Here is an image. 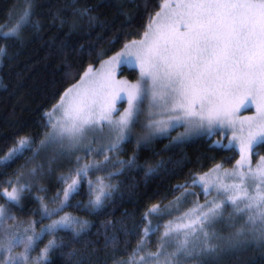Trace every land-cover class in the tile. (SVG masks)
<instances>
[{
	"label": "snow or ice",
	"instance_id": "1",
	"mask_svg": "<svg viewBox=\"0 0 264 264\" xmlns=\"http://www.w3.org/2000/svg\"><path fill=\"white\" fill-rule=\"evenodd\" d=\"M33 2L24 0L14 23L0 28V38L19 40L25 27L39 31V24H32ZM158 7L159 11L148 16L139 40L125 43L116 55L102 60L99 69L90 65L45 113L50 131L40 146L54 153L47 161L49 170L55 159L84 147L90 136H97L104 129L112 142L107 151L100 152L103 163L81 166L77 156V166L68 176L61 177L62 191L51 201L57 207L49 209L42 196L36 197L42 218L51 219L40 233L35 231L34 222L23 234L9 227L16 217L0 206V264H50L49 253L61 249L63 244L52 239L39 256L33 257L44 234L56 236L64 231L79 242L88 222L61 213L79 192L82 182L89 186L88 210L98 211L112 198L116 187L110 180L117 173L97 175L93 181L88 179L89 172L106 170L110 163L107 152H115L121 143L131 139L141 116L146 117L142 126L145 143L178 127L185 131L176 138L177 143L192 135L211 140L229 129L228 144L216 141L213 147L238 148L240 159L232 171L217 165L194 177L190 185L178 186V191L185 192L188 187L199 185L205 204L196 203L167 223L145 228L146 239L163 227L157 250L140 255L146 250L142 239L128 264H137V257L138 264H190V258L237 250L246 240L264 246V157H259L254 168L250 161L252 154L258 155L254 149L264 145V0H162ZM74 15L88 16L90 23L95 19L88 9L75 8ZM3 55L0 48V56ZM122 64L138 67L136 83L116 79L117 67ZM117 101H124L127 107L118 109ZM253 105L256 115L239 117L241 109ZM17 145L0 157V167L14 163L25 149L31 148L32 142L25 137ZM39 151L33 153V163L39 159ZM87 151L91 154L94 149L89 147ZM134 160L135 157L119 161L118 167L135 166ZM153 171L150 167L146 174ZM44 172L45 165L28 170L31 181L37 183ZM23 175L24 169H19L16 180L7 181L11 191H0V198L12 206H18L22 194L31 189V184L21 179ZM213 194L216 198L207 200ZM179 201L177 198L173 208L178 210ZM149 213L160 215V205H153ZM226 214L244 220L243 226L227 238L219 236L213 227ZM55 216L59 219H52ZM107 243L114 244L115 238ZM17 247H22L23 252L14 255ZM68 256L74 258L75 254L69 252Z\"/></svg>",
	"mask_w": 264,
	"mask_h": 264
},
{
	"label": "trees",
	"instance_id": "2",
	"mask_svg": "<svg viewBox=\"0 0 264 264\" xmlns=\"http://www.w3.org/2000/svg\"><path fill=\"white\" fill-rule=\"evenodd\" d=\"M161 2L34 0L32 24H39V31L25 27L19 40L0 38V48L4 50V55L0 56V157L18 146L20 138L26 137L32 142L31 148L25 149L14 163L0 167V191L11 189L7 181L16 180L17 171L33 157L50 131L45 113L58 103L66 89L79 81L90 65L98 67L102 60L120 52L125 43L139 40L148 16L160 10ZM23 7L24 0H0V28L14 23ZM75 8L88 9L95 19L90 23L88 16L74 15ZM121 74L138 78L135 69L125 68ZM216 141L227 145L229 138L218 134L210 140L200 135L177 143L173 135H166L142 145L125 142L119 153L122 158L100 173V176L117 173L110 180L116 191L103 208L98 211L86 208L89 186L82 182L79 192L69 199L61 213L88 222L89 227L79 242L64 231L56 236L44 234L34 254H40L50 240L56 239L63 247L49 253L50 264H80L81 261L83 264H121L128 261L140 240L145 238L146 214L153 205L164 207L184 193L177 190L178 186L190 185L194 177L217 165L223 168L236 165L240 159L238 148L213 147ZM254 153L258 155L252 154L253 160L264 157V145L255 148ZM133 157L135 166L118 167L119 161L126 162ZM150 167L155 171L146 174ZM55 184L57 193L61 192V180ZM57 193L54 191L53 197L42 196L49 209L57 207L51 202ZM41 195L31 188L23 193L18 206L10 205L4 198H0V203L23 222L51 223V219L42 218L36 200ZM155 236L157 232L148 238L150 250L157 247ZM113 237L115 243L108 244ZM69 252L75 254L74 258L68 256ZM190 264H264V246L246 240L237 250L199 257Z\"/></svg>",
	"mask_w": 264,
	"mask_h": 264
},
{
	"label": "rangeland",
	"instance_id": "3",
	"mask_svg": "<svg viewBox=\"0 0 264 264\" xmlns=\"http://www.w3.org/2000/svg\"><path fill=\"white\" fill-rule=\"evenodd\" d=\"M170 2H179V0H170ZM15 20H16V18H15ZM6 27L7 26H4L3 28H6ZM99 67H100V65L98 67H93V69L96 70V69H99ZM125 68L129 69V70L135 69L139 75L138 67L133 68L129 64H122V65L117 67L116 79L127 80L130 83H136L138 78L137 79H131L129 74H126V75L121 74L122 70ZM116 107L118 109L122 110V109L127 107V104L124 101H117ZM238 115L241 118H243L245 116L256 115L255 105H253L250 108L241 109ZM145 122H146V117L141 116L140 125L135 127L131 139L126 140L123 143H121L119 145L118 150H116L115 152H107V155H108L109 161H110V163L107 165V167L111 166L114 162H116L117 160L122 158V154L120 156L119 153H121L120 151L122 150V147H123L125 142L134 141L137 145L146 144L144 142V139H143L145 133H144V130L142 127ZM184 131H185L184 127H178L175 130H169L167 134L160 135V136L173 135L174 140L176 141V138L178 136H180L182 133H184ZM223 133H225V134H223L224 137H228L229 140L231 139V130L224 129ZM160 136L153 137L147 143L153 141L155 138L160 137ZM196 136H200V135H192L188 139L194 138ZM44 139H45V137L43 138V140ZM188 139H185V140H188ZM111 142H112V137L109 135L108 130L104 129L101 134H99L97 136H90L89 142L86 143L84 147L74 151L73 153L69 154L67 157H60L58 159H55L53 161V163L51 164L50 170L47 167V161L53 157L54 153L51 150H48L46 152L44 149H41V146L39 144V147L37 148V150L40 149V151L37 153V155L39 156V159L35 160L34 163L32 162L33 157L27 161L26 165L23 167L24 175H23V177H21V179L24 181H28L31 184V188H35V190L39 191L42 194L41 196L45 197V195L47 194L50 197H53L52 193L54 191L57 193L56 188H55L56 187L55 183L58 180H61L62 176H68L73 171V169L77 166V156L79 157V163L81 166L84 164L103 163V157L100 155V152H101V150L107 151V148ZM89 147L94 149V151H92L91 154H88V151H87V149ZM37 150H36V152H37ZM258 160H253L252 157L250 156L251 166L253 168L258 163ZM37 165H45V172H44L43 176L39 178L38 183L32 182L31 177L28 174V170L32 167H36ZM235 167H236V165L233 168H223V167H221V168L224 170L232 171L235 169ZM100 173L101 172H95L94 170H90L88 179H91L94 181L96 179L97 175H101ZM14 186H16L18 188L19 184H15ZM41 188H43L44 191H40ZM194 188H198L199 190L194 189ZM10 191H11V189L6 190L4 192H10ZM198 192H200V193H198ZM190 194H194V195H190ZM177 198H180L178 210L176 208H173V205L175 203H177ZM177 198L174 199L173 201H171L170 203H168L167 205H165L164 207H160V212H161L160 215L157 216V215H153V214L149 213L147 215V219H148V226L147 227L151 226V227L155 228L158 225L167 223L169 220L175 219L176 215L182 214L184 211H187L188 209L193 207L194 204H196V203L205 204V202H206L205 195L203 194L201 187L199 185H194L191 188L186 189V191ZM215 198H216L215 194H213V195L208 196L207 200L211 201V200H214ZM0 206H3L6 210H9L11 212V214L16 217L15 221L9 222V227L13 228L14 230L19 231L21 234H23V230L28 227L29 223H33V220H29V222H26V221L23 222L22 220L18 219L16 214L11 209H9L7 206H5L2 203H0ZM228 211L230 212V209ZM170 212L172 213L171 215H170ZM67 215H69V214H67ZM34 224H35V231L37 233H40L41 229L46 228L47 225L50 223H40V224L34 223ZM243 224H244V220L241 217L237 216V217L233 218V217H230L228 214H226L221 220H218L214 224L213 227H214L215 232L219 236L227 238L233 232H235L240 227H242ZM163 231H164L163 227H160L159 231L157 232V236L154 237V244L156 246L158 244V241L161 238V233ZM245 231L247 232V229H245ZM28 234H31V233H28ZM153 234L154 233H150L146 239L144 238L146 250L144 252H141L140 255H146V252H155L157 250V247L155 250H150L149 246H148V244H149L148 238H150V236H152ZM43 236L44 235H42L41 238ZM35 250H36V247L34 248V250L32 252L33 257L39 256V254H34ZM171 250L172 249H169V251H171ZM22 252H23V248L17 247L14 250L13 254L19 255ZM197 259L198 258H190V261L195 262ZM129 261H130V259L128 261L122 262L121 264H128ZM136 261L138 264L139 257L136 258Z\"/></svg>",
	"mask_w": 264,
	"mask_h": 264
}]
</instances>
